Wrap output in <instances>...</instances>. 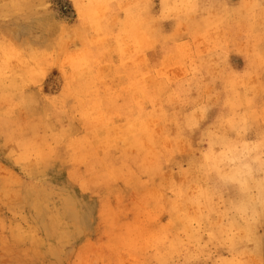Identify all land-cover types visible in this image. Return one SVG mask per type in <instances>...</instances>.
Instances as JSON below:
<instances>
[{
  "label": "rangeland",
  "instance_id": "rangeland-1",
  "mask_svg": "<svg viewBox=\"0 0 264 264\" xmlns=\"http://www.w3.org/2000/svg\"><path fill=\"white\" fill-rule=\"evenodd\" d=\"M0 264H264V0H0Z\"/></svg>",
  "mask_w": 264,
  "mask_h": 264
}]
</instances>
